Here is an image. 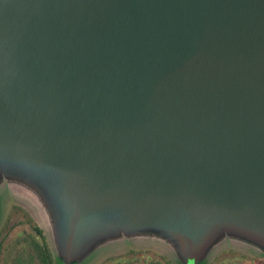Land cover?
I'll use <instances>...</instances> for the list:
<instances>
[{
  "label": "water",
  "instance_id": "water-1",
  "mask_svg": "<svg viewBox=\"0 0 264 264\" xmlns=\"http://www.w3.org/2000/svg\"><path fill=\"white\" fill-rule=\"evenodd\" d=\"M9 179L56 264L138 233L177 264L264 254V0H0Z\"/></svg>",
  "mask_w": 264,
  "mask_h": 264
},
{
  "label": "rangeland",
  "instance_id": "rangeland-1",
  "mask_svg": "<svg viewBox=\"0 0 264 264\" xmlns=\"http://www.w3.org/2000/svg\"><path fill=\"white\" fill-rule=\"evenodd\" d=\"M7 183L6 191H0V234L3 233L0 235V264H8L16 252L21 251L22 255L31 252L24 240L30 239L31 225L40 229L44 242L49 244L50 250L53 249L49 226L43 220L46 213L35 191L23 182L20 185L9 179ZM138 234L124 242L94 247L73 264H155L156 261L177 264L172 261L165 241L159 242L146 237V234ZM53 262L56 264L58 261L53 259ZM202 264H264V254H260L254 245L241 242L233 235L226 238L219 236L209 246Z\"/></svg>",
  "mask_w": 264,
  "mask_h": 264
},
{
  "label": "trees",
  "instance_id": "trees-1",
  "mask_svg": "<svg viewBox=\"0 0 264 264\" xmlns=\"http://www.w3.org/2000/svg\"><path fill=\"white\" fill-rule=\"evenodd\" d=\"M32 234H30V239H24L27 241L31 252H27L26 255H22L21 251L16 252L11 258L8 264H54L47 248L46 243L43 240L40 229L36 225H31ZM3 234V233H2ZM0 234V235H2ZM35 236H39L36 238ZM21 250V249H20ZM4 264V262H3ZM73 264V263H72ZM155 264H169L167 261L159 262L156 261Z\"/></svg>",
  "mask_w": 264,
  "mask_h": 264
}]
</instances>
